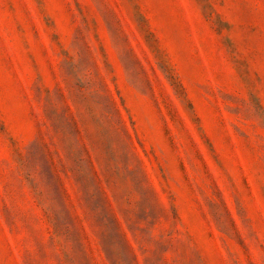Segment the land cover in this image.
<instances>
[{
	"label": "rangeland",
	"instance_id": "rangeland-1",
	"mask_svg": "<svg viewBox=\"0 0 264 264\" xmlns=\"http://www.w3.org/2000/svg\"><path fill=\"white\" fill-rule=\"evenodd\" d=\"M0 264H264V0H0Z\"/></svg>",
	"mask_w": 264,
	"mask_h": 264
}]
</instances>
